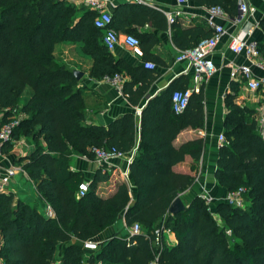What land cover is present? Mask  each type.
Instances as JSON below:
<instances>
[{
    "label": "trees",
    "instance_id": "1",
    "mask_svg": "<svg viewBox=\"0 0 264 264\" xmlns=\"http://www.w3.org/2000/svg\"><path fill=\"white\" fill-rule=\"evenodd\" d=\"M190 1L217 6L233 17L236 14V0ZM93 18L92 12L66 0H0V127L13 116L18 120L11 140L23 137L32 144L31 152L19 161L20 169L52 212L45 216L34 205L0 192L1 262L51 264L56 246L68 243L57 264H82V242L122 214L126 227L138 223L140 233L112 234L89 256L90 264H149L155 251L153 231L160 224L170 230L175 243L161 236L158 264H264V121L260 128L248 109L233 103L235 90L224 98V143L217 151L213 177L228 193L241 189L246 207L217 202L214 211L221 224L198 196L183 211L167 213L172 200L190 186L203 146L201 140L178 148L172 145L182 130L199 129L203 122L201 90L190 95L180 114L172 112L171 93L185 90L177 80L141 109L138 143L128 165L134 198L130 199L124 182L116 183L109 194L99 195L97 186L109 179L103 168L94 172L84 194L76 197L83 177L70 171L72 156L92 161L93 149L111 148L125 154L137 138L132 114L105 128L86 124L82 92L73 74L53 58L56 44H78L81 54L91 60L89 78L102 80L122 73L131 77L135 71L114 61L102 45ZM144 24L166 30L164 17L144 6L121 4L111 13L110 27L135 36L141 51L152 37L130 26ZM260 26L264 29V24ZM169 29L171 43L179 51L192 49L211 36L206 26L205 30L181 29L177 21ZM133 86L131 79L121 88L132 106L145 92V87L132 90ZM25 89L30 96L17 110ZM185 157L190 161L188 171L176 172Z\"/></svg>",
    "mask_w": 264,
    "mask_h": 264
},
{
    "label": "crops",
    "instance_id": "2",
    "mask_svg": "<svg viewBox=\"0 0 264 264\" xmlns=\"http://www.w3.org/2000/svg\"><path fill=\"white\" fill-rule=\"evenodd\" d=\"M104 1L105 9L110 15L121 4H134L153 9L160 13L164 19L165 13L173 12L178 8L175 5V0H140L142 3H136L132 0ZM244 1L248 7L254 10V18L251 20L253 27L247 40L256 42L260 51L264 53V29L260 26L264 24V0ZM67 2L78 7H83L79 0H68ZM188 4L187 7L180 8L181 14L179 17H175L174 21H177L181 29L199 27L205 30L206 25L204 26L203 24L204 20L201 11V8L205 6L194 4L190 0ZM225 12L229 18L233 17L232 12ZM215 23L222 27L225 35L219 39L211 54L215 73L209 79L202 82L195 79L190 71L186 70V73H184L186 69L185 63H174L175 49L170 40V25L166 19V30L164 31L152 28L149 24H144L142 27L136 25L130 26V30L136 33H149L152 37L149 40L150 42L148 41L146 43L143 51H141V58L134 57L130 50L121 43L110 53L114 61H121L135 71L131 77L123 73L120 75L122 86L124 83H128L133 79L134 86L132 90H135L137 87H145L144 94L136 99L137 101L134 106L126 101V98L122 95V89L118 93L109 84L88 77L91 60L81 54L80 45L58 43L54 46L52 54L54 60L64 64L72 74L79 73L81 75L76 81V87L82 92L86 124L105 128L125 114H132L136 119L135 135L137 138L135 144L128 153L123 154L122 159L113 161L107 166H99L94 160L91 161L79 156H72L69 159L70 171L81 173L83 182L87 185L92 180L94 172L97 169L103 168L109 174L108 181L99 184L96 188L99 195L109 194L113 191L116 183L124 182L127 185L130 199L132 200L134 198L135 189L128 178V165L134 158L138 143V123L141 109L148 100L160 94L170 83L177 80L178 84L181 83L185 90L193 91L194 89H198V92L201 90L203 98V122L201 127L199 129L187 128L182 130L172 143L173 147L178 148L186 142L201 140L203 145L201 154L196 162V172L190 186L179 192L177 196L182 204L186 206L194 197L199 196L205 190L213 198V204L210 205L213 207V210L215 204L222 201L227 192L218 186L213 175L217 151L220 147L218 136H222L223 134L222 122L227 112L224 106V98L227 95H233L231 91L235 90L233 103L239 107L248 109L251 112L250 116L260 128L262 124L258 122L260 109L255 96L244 91L242 84L238 81L233 82L229 78L233 67L246 63L243 56L232 54L227 47L229 37L237 33L238 27L233 26L230 19L216 21ZM206 28L208 27L206 26ZM117 34L121 38L127 33L117 32ZM147 62L155 66L154 70H146L142 67V64ZM251 75L252 79L256 81L264 80V72L253 66L251 67ZM29 96L30 94L28 98ZM24 102L20 103L18 100L17 110L20 109ZM6 144H2L0 148V176L10 167L14 168L16 173L9 183L0 189V192L6 194L11 193L15 198L25 203L33 204L38 211H42L44 202L36 195L31 183L20 169V159L32 150L30 140L20 137L17 140H12L11 143H8L9 145ZM189 163V158L185 157L183 163L174 170L184 174L188 171ZM123 173L127 175L126 180L122 177ZM29 186L33 189L34 194L32 195L28 193ZM126 228L121 214L112 225L95 235L92 240L97 242L99 246L114 233L125 236ZM166 242L169 244L175 243L174 236L171 232L167 234ZM67 244L60 243L56 246L51 264H57L59 262L63 249ZM93 254L94 252L85 250L82 264H90L87 260Z\"/></svg>",
    "mask_w": 264,
    "mask_h": 264
},
{
    "label": "built area",
    "instance_id": "3",
    "mask_svg": "<svg viewBox=\"0 0 264 264\" xmlns=\"http://www.w3.org/2000/svg\"><path fill=\"white\" fill-rule=\"evenodd\" d=\"M68 1V0H66ZM81 5L88 11L94 14L92 25L95 29L101 32V42L108 52H112L115 47L121 43L127 47L134 57L141 58L142 52L139 47V42L136 37L126 34L119 38L117 32L111 27V15L105 9L104 0H79ZM136 3H142L140 0H132ZM189 0H175V5L178 7L173 12L164 14L165 19L169 25L174 22L175 17H179L180 8L187 7ZM203 20L208 28L211 29V36L200 42L192 49L179 51L175 50L174 63H185L186 69L184 73L190 71L195 79L199 82L206 81L215 73V67L211 60V54L219 39L225 35V31L221 26L215 22L220 20H229L232 25L238 27L237 33L229 37L228 50L234 54L243 56L246 63L237 67H233L229 78L233 82L238 81L242 84L244 91L255 96L258 101L260 115L258 122L260 124L264 121V80H254L251 75V67H255L264 72V53L260 51L258 44L253 41H248L247 38L252 31L251 20L254 18V10L246 5L243 0H236V15L229 18L227 14L219 7H203L201 8ZM142 67L146 70H154L155 66L152 63H143ZM102 82L109 84L116 92H120L122 88V79L119 75H114L112 78L104 77ZM198 89L173 91L170 95L171 110L174 114H180L186 107L188 99L192 93H197ZM16 117H12L11 121L0 127V148L2 144L11 143V130L17 124ZM218 143L221 146L224 143V138L219 135ZM93 160L99 166L110 165L111 162L123 158V154L117 152L115 149H93ZM16 170L12 167L6 169L0 176V189L6 186L14 177ZM126 180V173L122 174ZM87 189V184L82 182L77 187L76 197H80ZM242 190L238 189L231 193H226L222 201L234 207H243L244 201L241 196ZM207 205L210 211V205L213 204V198L204 190L198 196ZM42 212L45 216H52L51 209L44 204ZM211 212V211H210ZM140 226L138 223H133L126 228V236H132L140 233ZM170 230L164 225L160 224L153 231L152 244L154 246L153 258L149 264H158L157 257L161 249V240L163 235L167 236ZM82 247L86 251L96 252L98 243L92 239L82 242ZM0 264H3L0 260ZM98 264V263H96Z\"/></svg>",
    "mask_w": 264,
    "mask_h": 264
},
{
    "label": "water",
    "instance_id": "4",
    "mask_svg": "<svg viewBox=\"0 0 264 264\" xmlns=\"http://www.w3.org/2000/svg\"><path fill=\"white\" fill-rule=\"evenodd\" d=\"M243 2H245V1L243 0ZM73 76H74V79L77 81L80 78L81 75L79 73H74ZM184 208H185V206L182 204V202L179 199V197L176 196L172 200L170 205L168 206L167 213L170 214V215H173V214H176V213H178L180 211H183Z\"/></svg>",
    "mask_w": 264,
    "mask_h": 264
},
{
    "label": "rangeland",
    "instance_id": "5",
    "mask_svg": "<svg viewBox=\"0 0 264 264\" xmlns=\"http://www.w3.org/2000/svg\"><path fill=\"white\" fill-rule=\"evenodd\" d=\"M29 94H30V90L29 89H25L24 92L22 93L20 99H19L20 103L24 102V100L28 98ZM28 193H29V195L34 194L33 189L31 188V186H29ZM31 205H33V204H31ZM243 207H246V203L245 202H244V206ZM210 211L212 212L216 222L221 224L220 219L218 218V216L216 215L215 211L213 210V207H211V206H210ZM228 234H229L228 231H226V235H228Z\"/></svg>",
    "mask_w": 264,
    "mask_h": 264
}]
</instances>
